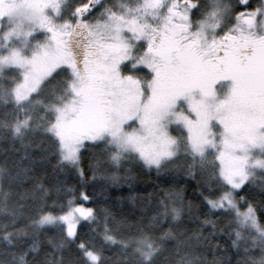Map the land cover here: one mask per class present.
Instances as JSON below:
<instances>
[{"label": "snow or ice", "instance_id": "1", "mask_svg": "<svg viewBox=\"0 0 264 264\" xmlns=\"http://www.w3.org/2000/svg\"><path fill=\"white\" fill-rule=\"evenodd\" d=\"M0 142V264H264V0H0Z\"/></svg>", "mask_w": 264, "mask_h": 264}, {"label": "trees", "instance_id": "2", "mask_svg": "<svg viewBox=\"0 0 264 264\" xmlns=\"http://www.w3.org/2000/svg\"><path fill=\"white\" fill-rule=\"evenodd\" d=\"M3 147V143L0 142V162L4 159ZM94 152V149L85 150L83 156V166L85 169H88L90 163L93 162ZM21 155H23V153H21ZM124 167L126 170H131L128 177L126 179H122L118 185L113 186L109 184L106 189H104L105 196H100L99 194L97 195V199L99 200H108L109 206L112 207L115 213L119 214L118 219H127L129 223H134L135 219H139L142 213H147L148 215L154 214L153 203L150 202L147 197L150 193H153L154 191L159 192L162 189L182 191V194L185 197V203L188 201L199 203V200L197 199L198 192L195 188V181H192L190 178L181 177L175 173H173L172 176L162 175L158 177L154 170L149 172V170L141 169L134 164H126ZM49 172L51 173L50 168ZM118 175L123 178L125 176V172L121 171ZM89 176H91V173H89ZM60 178L66 180L70 184L78 183L75 174L72 173H62ZM96 189L97 193H99L100 183L96 185ZM89 191H91V189H89ZM258 193L259 189L257 188V201L260 199ZM183 222L191 225L194 231L196 230V223L190 216L185 215L183 217ZM213 243H219L222 248L230 245V241H227L226 236L223 239L214 241ZM207 258L211 260V254H209Z\"/></svg>", "mask_w": 264, "mask_h": 264}]
</instances>
